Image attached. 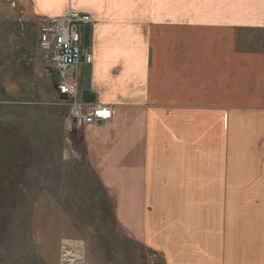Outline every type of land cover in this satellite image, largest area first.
I'll return each mask as SVG.
<instances>
[{
	"label": "crops",
	"instance_id": "0c3cea01",
	"mask_svg": "<svg viewBox=\"0 0 264 264\" xmlns=\"http://www.w3.org/2000/svg\"><path fill=\"white\" fill-rule=\"evenodd\" d=\"M28 2L99 19L85 90L113 114L80 130L121 224L162 264H264V0Z\"/></svg>",
	"mask_w": 264,
	"mask_h": 264
},
{
	"label": "rangeland",
	"instance_id": "374dc122",
	"mask_svg": "<svg viewBox=\"0 0 264 264\" xmlns=\"http://www.w3.org/2000/svg\"><path fill=\"white\" fill-rule=\"evenodd\" d=\"M104 1L114 3L107 10L115 14L151 1L154 11L181 16L198 0ZM201 1L206 10L212 6ZM90 16L94 33L99 19ZM37 25L28 0H0V264H64V257L71 264H162L119 221L116 197L56 96ZM75 75L85 90L91 66ZM64 241L81 242L82 257L63 252Z\"/></svg>",
	"mask_w": 264,
	"mask_h": 264
},
{
	"label": "built area",
	"instance_id": "2783aa9c",
	"mask_svg": "<svg viewBox=\"0 0 264 264\" xmlns=\"http://www.w3.org/2000/svg\"><path fill=\"white\" fill-rule=\"evenodd\" d=\"M93 23L90 15L69 10L57 18L40 17L37 25L38 49L58 75L56 96L68 107L70 121L77 129L102 126L112 119L113 114L109 106L83 103L80 79L75 75L81 65H93Z\"/></svg>",
	"mask_w": 264,
	"mask_h": 264
},
{
	"label": "bare ground",
	"instance_id": "6f19581e",
	"mask_svg": "<svg viewBox=\"0 0 264 264\" xmlns=\"http://www.w3.org/2000/svg\"><path fill=\"white\" fill-rule=\"evenodd\" d=\"M63 252H68V251H77V254L82 257L83 254V246L81 242H69V241H64L63 242ZM80 258V257H79ZM63 263L64 264H71L69 259H66L65 257L63 258Z\"/></svg>",
	"mask_w": 264,
	"mask_h": 264
},
{
	"label": "water",
	"instance_id": "95a60500",
	"mask_svg": "<svg viewBox=\"0 0 264 264\" xmlns=\"http://www.w3.org/2000/svg\"><path fill=\"white\" fill-rule=\"evenodd\" d=\"M57 88V85H54V89ZM96 100V96L94 93L90 92V91H82V101L85 104H94Z\"/></svg>",
	"mask_w": 264,
	"mask_h": 264
}]
</instances>
